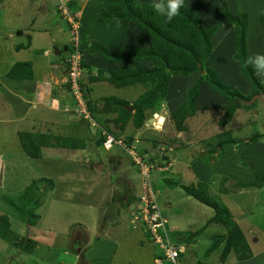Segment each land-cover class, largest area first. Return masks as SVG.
Returning a JSON list of instances; mask_svg holds the SVG:
<instances>
[{
  "label": "rangeland",
  "instance_id": "1",
  "mask_svg": "<svg viewBox=\"0 0 264 264\" xmlns=\"http://www.w3.org/2000/svg\"><path fill=\"white\" fill-rule=\"evenodd\" d=\"M12 1L8 0L4 7L12 10L11 7L14 5L11 4ZM50 1L54 3V0ZM222 1L226 2L230 12H246L247 14L245 46L248 58V56L257 53L264 54V39L258 23V15L264 6V0H204L202 2L205 8V14L202 17L204 25L216 26L211 37L212 52L203 65L211 68L222 82L228 85L229 89L236 90L242 98L246 99L236 98L229 101L207 86L200 85L194 103V113L183 120V128L178 133L179 131H175L170 112L186 98L187 90L197 79V74H191L188 77L172 76L164 97L157 101L154 108L144 112L145 120L149 116L151 117V113L154 111L163 115L164 122L161 127L154 130L149 127L148 120H144L141 126L136 128L131 124L130 118L122 128L113 125V135L125 141L127 146L130 145L129 143L133 144V148H124L126 145L122 142L123 146L125 145L123 148L113 146L109 150H103L96 143L100 136V130H98L97 138H94L93 143L85 152L77 149L70 150L68 159L62 155L63 162L60 161L57 164L55 162L52 165V171L55 173L50 178L54 184L53 194L40 210L41 220L37 223V212L39 211L37 205L44 201L46 191L53 184L47 178L46 181H41L44 178L35 177L32 172L37 171L32 169L33 165L32 167L19 161L17 164L13 163L9 167L10 178L15 182L11 184V188L6 187L2 182V176H0V227H3L5 232L4 235L3 231L0 232V264H155L154 259L158 253L156 246L131 218L132 213L137 214V202L141 190L140 166L142 164L151 166L148 171L149 180L153 186L157 207L166 216V229L169 232L184 233L188 230L193 231V227L200 226V220L195 219V225L189 224L188 220L190 206L200 204L190 197H185L178 185L173 193H169L170 196L174 195V205L170 207L166 203L171 199H167L165 189L160 191L162 184L173 178V176L170 177L173 160H180V158L187 160L188 164L190 163L194 167L199 166L202 176H209L208 169L210 167L215 169L213 174L210 173V175L212 174L210 181H213L214 184L210 185L209 194L229 211L243 235V241L250 254L247 264L253 262L250 259L259 252L260 248L264 247V103L255 99L245 104L251 100L254 94L247 98L251 92V84L239 71V65L234 58V29L219 15ZM2 2L4 3V1ZM64 3L68 7L65 0ZM97 3V6H101L102 9L103 3L106 5L101 0ZM57 5L58 2L55 0L54 10L57 22L62 24L63 22L57 15ZM2 8L1 6L0 72L6 69L5 59L9 62L23 56L22 52H14L10 55L9 49L5 47ZM25 11L28 15L30 14L29 16L33 12L26 6L19 13L23 14ZM198 14L201 16L200 13ZM76 20L78 21L77 18ZM83 28L84 34L88 33L86 24ZM115 30L112 26L105 34H108V41L112 40L110 46L117 52H122L124 48V50L131 48L127 39L123 38V41H120L114 33ZM92 32L100 34V29L95 28ZM78 44L82 61L85 44L80 39ZM49 54L50 56L53 54V47H50ZM65 55L66 51L62 50L60 56ZM107 73L106 71L105 75ZM89 74L93 75L92 71L88 70L84 73L82 69L80 80L86 81L84 78ZM256 79L260 84V91L264 95V80L257 77ZM93 84L91 86L85 83L84 86L90 95L98 93L97 97L122 95L128 103L127 109H130L131 100L146 89V86L137 85L125 91L123 88H115L104 81ZM96 84L100 88H97ZM66 95V104L69 109L73 107V102L67 93ZM101 102L103 104V101ZM229 106L232 107L230 120L223 125L218 124L224 110ZM69 114L66 112L64 115L69 117ZM114 115L115 112H109L106 116L112 121ZM73 116L75 118V115ZM91 120L95 119L91 117ZM84 121L90 125L88 119ZM96 123L98 124V121ZM15 126H17V122L14 119H0V154L4 157L7 151L19 150L17 137L12 135ZM57 133L64 134L62 131H57ZM227 138L233 139L236 143L225 145L216 151L212 150L215 153L208 156L218 142ZM248 138L253 140H246ZM128 149L130 150L127 152ZM172 150L178 156L177 159L172 156L173 154H169ZM202 150L206 153H201ZM87 151H89L88 154L92 153L91 156L94 155L95 159L98 157L96 163L102 166L103 172L101 173L104 174L102 176L105 182H102L101 189V182L98 183L95 177L92 182L90 178L82 173L79 174L74 169L79 165L81 169L88 164L91 168H95L94 157H84ZM134 154L138 158L139 164L133 161ZM167 157L169 159H166ZM53 159L59 160V156L57 155ZM64 159L74 162L73 166L65 163ZM1 167H3L2 162H0V169ZM6 178L8 177L6 176ZM193 181L196 182L197 179ZM175 182L183 183L182 185L189 183L186 178L183 182L181 179ZM235 182L250 183V185L234 187L232 184ZM108 183L116 186V190L115 188L111 190ZM222 183L223 187L229 190L225 195L227 197L224 198L220 193L216 194L217 185L220 186ZM27 186L29 189L24 190ZM115 200H121V203L116 206L117 201ZM203 207V209L211 210L207 206L203 205ZM191 213L195 218L196 212L192 210ZM1 217H5L6 224L3 223ZM175 221L178 222V225L174 224ZM173 226L182 230H176ZM203 228L198 230L197 235L188 237L189 239L186 236L182 237L181 241L185 243L178 244L182 246L180 247V264H221L222 262H224L223 264H232L233 262L236 264L235 259L238 260V258L237 254L233 252L234 248L238 250L239 254H242L245 249L237 245L225 251L227 245L219 238L223 235L221 233H225V228L213 223L208 224L204 231ZM102 234H104V238L100 242L98 239ZM89 237L91 242L88 245L86 243ZM190 243L191 245H187ZM261 264H264V261Z\"/></svg>",
  "mask_w": 264,
  "mask_h": 264
},
{
  "label": "crops",
  "instance_id": "2",
  "mask_svg": "<svg viewBox=\"0 0 264 264\" xmlns=\"http://www.w3.org/2000/svg\"><path fill=\"white\" fill-rule=\"evenodd\" d=\"M0 1H1L0 7L1 6L3 7L1 10L3 15L2 22L4 21L3 24L5 25V27L3 26L5 31V36H4L5 38H3L4 39L3 42L6 43L5 47L9 49L10 55H12L14 52H22L21 54L23 55L21 58H14L9 62H7L5 58H3L5 59L7 65H6V69L0 72V119L16 120L17 126H15L12 130V135L14 137H16L17 131L22 130V131L41 132V133H51V134H58L70 138H78L83 141L84 146L82 149H77V150H82L85 152V150L90 147L91 143H93L94 138H97L96 137L97 131L99 129L90 126L84 120H81L77 117L74 118V116L71 115L72 114V112H70L71 110L69 111L66 110V108H64V106L68 108L66 104L67 90L64 87L65 56L61 57L60 55L62 50L65 51L63 47L65 48V45H67L69 35L65 27V24L64 23L61 24L57 22L56 13L54 10L55 0L54 3L50 0H13L11 2V4H14L11 7L12 10L6 9L4 7L8 0H0ZM2 1H4V3ZM65 1L69 9L78 19L79 39L83 44H85V49L82 52L84 73H86L89 70L92 71L93 74L92 76L98 74L100 75V78L97 80L95 79L89 80L88 76L90 74L87 75L86 78L83 77L86 80L83 81V79H81L82 82L84 83V86L85 83H88L89 85L93 86L94 85L93 83H98L101 81L107 82L106 80H104V76H105V72L109 70L132 69L133 67H137V66L140 68H148L151 66L150 61L110 62L103 59L98 53L90 52L89 50H87L86 45H88L91 41H94L103 45L107 49L117 52L115 49H113L110 46V42L112 40L108 41L107 38L108 34L105 35L106 32H108V30H110L112 26L113 28L116 29L114 33L118 36L120 41L122 42L123 38H125V40L127 39L131 47L146 46L147 40L144 33L140 32L138 30V27L132 22H116L112 20L99 21L97 17L100 12L105 10L108 11L110 9H115V8H109L108 6L106 7V5H104L103 3L104 0H101L103 3V9L101 8V6H97L98 4L97 2H99V0H65ZM203 1L204 0H184L183 5L186 6L189 5L192 10L193 9L195 10V11L193 10V12L200 13L201 16L198 13L197 14L202 19L203 14H205V8L202 3ZM132 2L135 5H138L143 2L151 3L152 0H132ZM26 6L33 10L31 16H29L30 14L28 15L26 11L23 14L19 13L20 11L25 9ZM85 24H86V32H88L86 34H84L85 32L83 31L84 29L83 26ZM95 28L100 29V34H96V33L94 34L92 32ZM7 37L10 39L9 41ZM50 47H53V49L56 47L57 49H59V53H54L53 51V54L50 56L49 54ZM16 61H28L30 63L32 70V75L30 79H10L4 76L5 73L12 66V64ZM8 64L10 65L8 66ZM38 68L40 69L38 70ZM137 85L140 84H133L123 87H115L113 85L112 86L115 88H123V90L127 91L128 89H130V87ZM96 87L100 88V86L97 84ZM98 94L90 95L88 90L84 88V96L91 117L95 119L94 121H98V125L99 127H101L100 124L105 123L106 120L107 119L110 120V118L106 116L109 112L108 113L100 112V108L102 107L101 101H103V98L106 96L97 97ZM116 97L126 100V98H123L122 95H117ZM135 98H133L131 101H133ZM66 112H68V114L70 113L69 117L64 115ZM145 121H147V119ZM113 125L114 124L112 123V121H108L106 126L109 127L111 130H114ZM57 131L60 132L62 131L64 132V134L57 133ZM178 133H180V131ZM19 150L17 151L16 149V151H7L5 152V157L0 154L1 156L0 162L3 163V167H1V169L2 168L3 169L2 172L0 173V176H2L3 178L2 182L6 185V187L9 186V188L12 187L11 184L15 183L14 180L10 178V172H9V167L13 163L17 164V162L19 161V162H24L26 163V165L29 166L33 165L34 167L32 166L33 167L32 169L36 170L37 172H32V170L31 172L35 174L34 175L35 177L39 176L40 178H44L43 180L41 179V181H46L47 178L50 181V183H52L50 178L53 175H55V173L52 171V167H53L52 165L55 162L56 164L60 161L63 162V160L61 159L62 155L64 156V158L65 157L67 158L70 154L68 151L73 149L43 146L41 147V156L38 159H31L27 157L22 152L20 145H19ZM88 152L89 151L85 153L84 157L85 158L94 157L95 159V156L94 155L91 156L92 153L88 154ZM204 152H205L204 150L201 151V153ZM169 154H173L172 156L173 157L175 156L176 159L178 158L175 151L173 150ZM57 155L59 156V160H54L53 158H55V156ZM96 158L97 159L93 161V163L95 164V168H91L90 164L86 165V167H83L81 169H80V165L77 168L76 167L73 168L79 174L82 173L87 178H90L92 182L95 177L98 180V183L101 182L100 183L101 184L100 189H101L103 187L102 182H105L104 181L105 179L102 176L104 174L101 173L103 172L102 166L96 163L98 157ZM166 159H169V157H167ZM64 161L70 166H73L72 164L74 162L67 161L66 159H64ZM30 162H32V164H30ZM170 169H171L170 177L173 176V178L168 179V181L170 180V183L172 181L175 182L180 179L183 182L185 178L190 183V182H194L193 181L194 179H197V181L208 183L207 184L208 191L210 185L214 184L213 181H210V176L213 174V171L215 170L212 167L208 169L209 176H202L199 171V166L194 167L190 163L188 164L187 160L180 158V160H173L172 167ZM211 172L212 174L210 175ZM6 176L8 178H6ZM172 186L173 185L168 184L166 182L162 184V188L160 190L163 191L165 189L164 192L165 194H167V199L169 198L171 199L169 202L167 201L166 203L170 207L174 205V200H173L174 195L172 194V196H170L169 193L170 192L173 193L175 188L177 187L174 186L173 188H169ZM53 187L54 184L49 188L48 191H46L47 193H45L44 201L39 202V204L37 205L38 206L37 209L39 211L37 212L38 218L36 220V223L41 220L40 210L43 208V205L47 200L51 199V196L53 194V190H52ZM108 187L111 190H113L114 188L116 190L117 188L116 186H112V184L110 183H108ZM179 190L183 192L185 197H190L186 195L180 187ZM228 192L229 190L223 187V183L220 186L217 185L216 194L220 193L222 198L227 197L225 195H227ZM115 201H117L116 206L117 204L121 203V200L119 201L115 200ZM199 204L200 205L192 204L190 206V210L188 213L190 214L188 216L190 218H188V220L190 221L189 224L192 225H195L194 223L195 219L200 220L201 223L199 224L200 226L198 228L196 227L193 228L194 230L199 229L200 231V229L204 227L203 228L204 231V229H207L208 224H206L207 223L206 221L208 220V218L211 217L212 209L211 210L203 209L204 204L201 203ZM192 210L196 212L195 218H193V214L191 213ZM161 213L163 214L162 211ZM163 215L166 218L165 214ZM202 216H205V218H202ZM177 223L178 222L174 224L178 225ZM175 229L182 230L177 226ZM103 235L104 234H102V236L100 237L98 236L99 237L98 240L100 242H102V239L104 238ZM90 242H91V238L89 237L88 242L86 244L89 245ZM187 245H191V243ZM263 248H260L259 252L253 255V257L250 259L253 260V262L251 261L252 263L249 264H255L256 262L258 264H261L264 261V250H261ZM74 253L78 254L77 252ZM74 257H76V255H74ZM235 261L236 264H247L249 258L243 260L235 259ZM223 263L224 262H222L221 264Z\"/></svg>",
  "mask_w": 264,
  "mask_h": 264
},
{
  "label": "trees",
  "instance_id": "3",
  "mask_svg": "<svg viewBox=\"0 0 264 264\" xmlns=\"http://www.w3.org/2000/svg\"><path fill=\"white\" fill-rule=\"evenodd\" d=\"M104 2L109 8L115 9L100 12L97 19L99 21L112 20L116 22L134 23L138 27V30L143 32L146 36L147 45L143 47H131L122 52H115L97 42L91 41L86 45V48L90 52L98 53L103 59L110 62H151V66L148 68H140L137 66L132 69L109 70L107 71V75L104 76V80L115 87H123L133 84H140L143 87L146 86V89L131 102L130 109H127L128 103L124 99H120L113 95L103 98L100 112H115V117L112 119L115 126L122 128L130 118L131 124L134 127H140L146 118L144 112L154 108L157 101L164 97L166 87L172 76L188 77L191 74H197V79L187 90L186 98L170 112V117L173 119L176 132L182 130L183 120L194 113V103L200 85L207 86L209 89L215 91L221 97L227 98L229 101L236 98L241 100L246 99L242 98L236 90L229 89L228 85L224 84L221 78H219L211 68L203 65L213 49L211 37L216 30V26L210 27L204 25L200 16L193 12L190 7L183 5L180 10V15L171 23H165L162 17L151 10V3L149 2H143L138 5H135L132 0H104ZM219 15L222 20L233 26L234 58L239 65V71L251 84V92L247 95V98H249L252 94L258 93L261 90V87L255 77L253 69L245 63L247 60L245 46V32L248 19L247 14L246 12H230L226 2L222 1L219 7ZM258 23L264 39V6L259 12ZM68 49L69 45L67 42V45H65V51ZM83 66L84 64L81 61L82 69ZM31 75L32 70L28 61H16L4 76L10 79H30ZM99 78V74L88 76L89 80H97ZM80 86L84 96V85L81 80ZM64 87L67 90V83H64ZM231 114L232 107L229 106L224 110L222 119L220 118L218 124H225L230 120ZM108 121L110 120L107 119L103 124L99 123L101 125L100 128L113 134V131L106 126ZM16 137L22 152L31 159L40 158L41 147L43 146L71 149H82L84 146L81 139L54 135L51 133L21 130L17 131ZM101 140L100 135L96 142L100 147ZM246 140L251 141L253 139L248 138ZM235 143L236 142L233 139L229 138L220 141L214 149H211L208 156L213 155L217 149L219 150L225 145ZM212 150L215 151L212 152ZM218 155L219 154H217V156ZM166 182L173 186L179 185L186 195L212 209V215L206 222L208 224L213 223L221 225L225 228V233L222 237H219L220 241H224V244L227 245L225 251L238 245L245 250H243L242 254H239L238 250H235L234 248L233 252L237 254V258L246 259L249 257L250 254L243 241V235L238 229L232 216L229 214V211L209 194L208 183L196 181L182 185L173 181L170 183V180H166ZM232 185L234 187H244L249 186L250 183L235 182ZM26 189H29V187L27 186L24 188V190ZM34 217L36 218V215H34ZM1 220L6 224L5 217H1ZM198 230H188L184 233H175L173 231L168 232L170 233L171 239L177 244H183L185 242L181 241L182 237L186 236L187 238H190V236L195 235ZM1 231H3V227H0V232ZM4 234L5 232L3 231V235Z\"/></svg>",
  "mask_w": 264,
  "mask_h": 264
},
{
  "label": "built area",
  "instance_id": "4",
  "mask_svg": "<svg viewBox=\"0 0 264 264\" xmlns=\"http://www.w3.org/2000/svg\"><path fill=\"white\" fill-rule=\"evenodd\" d=\"M57 2L58 5L56 10L58 18L65 24L69 35V49L66 51L64 59V83H67V93L73 102V107L69 108V110H71L75 117L83 120L88 119L91 126L99 128L96 122L91 120L90 113L86 106V100L83 96L80 86V75L82 68L81 52L78 48V21L76 20V17L72 11L66 6L64 0H57ZM64 108L67 109L66 106H64ZM148 122L150 128L157 130L163 123V116L157 112H154L151 114V117L148 118ZM99 129L102 139L100 145L104 150H109L113 146L123 148L126 145L125 141L114 137L112 134L102 128ZM122 142H124V146ZM129 144V146L126 145L124 148L134 147L133 144ZM129 150L130 149H128L127 152ZM137 159L138 158H136V155L134 154L133 161L135 163L139 162ZM150 168L151 166L145 164L140 166L141 190L138 196L136 209L137 214H135V212L132 213L131 218H133L135 225H138L144 230L149 240L152 241L154 246H156L158 250V256L154 259L156 264H180L178 260L180 247L177 246L171 239L170 234L166 229V218L162 215L160 209L157 207L156 199L154 197L155 194H153V186L148 175Z\"/></svg>",
  "mask_w": 264,
  "mask_h": 264
},
{
  "label": "clouds",
  "instance_id": "5",
  "mask_svg": "<svg viewBox=\"0 0 264 264\" xmlns=\"http://www.w3.org/2000/svg\"><path fill=\"white\" fill-rule=\"evenodd\" d=\"M183 4H184V0H152V2L150 4V8L155 14L159 15L160 17H162L164 19L165 23H171L176 17H178L180 15V10L183 7ZM245 63H246L247 66H250L253 69L254 74L256 75L257 78H259L261 80H264V54L257 53V54H254V55H250V56H248V58L245 61ZM66 110H69V109L67 108ZM156 112L159 113L158 111H156ZM149 118H150V116H149ZM147 120H148V118H147ZM163 122H164V117H163ZM94 128H97V127H94ZM99 128H97V129H99ZM174 243L177 246L182 247L181 246L182 244L178 245L175 241H174ZM179 254H181V251L179 252ZM157 256H158V253L156 254V257ZM179 258H180V255L178 257V260H179ZM179 262H180V260H179Z\"/></svg>",
  "mask_w": 264,
  "mask_h": 264
},
{
  "label": "water",
  "instance_id": "6",
  "mask_svg": "<svg viewBox=\"0 0 264 264\" xmlns=\"http://www.w3.org/2000/svg\"><path fill=\"white\" fill-rule=\"evenodd\" d=\"M63 49H65V48L63 47ZM53 51H54V53H59V49H57L56 47L53 49ZM255 99L262 101L264 103V95H263L262 91H259L258 93L254 94L253 97L251 98V100L248 102H245V104H248Z\"/></svg>",
  "mask_w": 264,
  "mask_h": 264
}]
</instances>
